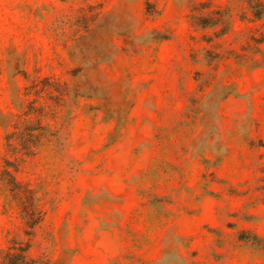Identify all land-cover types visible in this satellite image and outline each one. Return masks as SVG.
Returning <instances> with one entry per match:
<instances>
[{
  "label": "rangeland",
  "instance_id": "rangeland-1",
  "mask_svg": "<svg viewBox=\"0 0 264 264\" xmlns=\"http://www.w3.org/2000/svg\"><path fill=\"white\" fill-rule=\"evenodd\" d=\"M193 6L223 25L193 26ZM9 132L35 264H264L248 0H0V170ZM21 210L0 182V260Z\"/></svg>",
  "mask_w": 264,
  "mask_h": 264
},
{
  "label": "trees",
  "instance_id": "trees-1",
  "mask_svg": "<svg viewBox=\"0 0 264 264\" xmlns=\"http://www.w3.org/2000/svg\"><path fill=\"white\" fill-rule=\"evenodd\" d=\"M252 10L254 18H260L264 12V0H248ZM258 5H262V7L256 11ZM198 9H195V6L191 8V24L195 27H214L223 25L221 16H216L218 10L212 11L209 15L200 16L196 14ZM228 30L227 24L222 26L218 31L219 34H224ZM29 130H34L33 128H29ZM18 139L21 142H27V139L18 136ZM38 139H41V135H39ZM15 137L12 133H7L5 136V149L4 154L2 156V165L0 170V182L4 184L11 191V197L16 202L17 206L20 207L25 214L26 221L24 225V236L26 237L25 242L20 244H15L14 242L5 250L3 256L0 260V264H35L34 260L29 256L28 251L30 247L31 238L34 235V228L41 221V216L35 215L34 205L30 204L29 200H21L20 193L21 191V183L16 179V173L18 171L19 164L18 162L22 159L21 155L25 154V152L21 151L19 145H14L13 141ZM17 157V158H15ZM13 158V159H11Z\"/></svg>",
  "mask_w": 264,
  "mask_h": 264
}]
</instances>
